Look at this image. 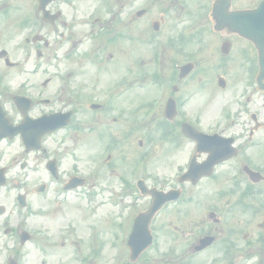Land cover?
I'll return each instance as SVG.
<instances>
[{"label":"flooded vegetation","instance_id":"af4514ba","mask_svg":"<svg viewBox=\"0 0 264 264\" xmlns=\"http://www.w3.org/2000/svg\"><path fill=\"white\" fill-rule=\"evenodd\" d=\"M258 1L231 0V9H250ZM45 10L44 21L39 0H0V122L11 127L22 122L12 102L20 95L35 100L28 116L43 118L41 128L53 125L49 116L55 113L67 114V124L40 132L42 149L30 157L13 154V145L23 146L20 134H4L1 175L27 179L36 172L55 183L58 195L79 193L90 203L100 190L99 178L117 175L126 188L122 193L134 203L133 175H141L135 161L142 145L140 82L154 78L141 79L138 47L141 32L163 31L166 75L157 79L174 83L167 97L174 98L176 112L171 120L162 116L167 99L152 101L158 109L150 107L167 130L168 171L161 175H183L189 143L195 152V143L181 131L190 114L200 129V175H211L200 180L197 264H264V92L257 88L260 63L252 40L216 29L213 13L200 14V0H50ZM29 34L37 40L30 42ZM19 35L25 58L8 66L12 38ZM32 50L40 52L34 67L42 80L14 79L13 70L27 74ZM186 63H193V71L179 78L178 69ZM60 82L64 87L58 93ZM190 82L200 91V109L192 113L185 85ZM147 141L151 145L153 135ZM23 170L29 171L17 173ZM77 175L85 185L64 190ZM189 199L185 191L184 206Z\"/></svg>","mask_w":264,"mask_h":264},{"label":"rangeland","instance_id":"374dc122","mask_svg":"<svg viewBox=\"0 0 264 264\" xmlns=\"http://www.w3.org/2000/svg\"><path fill=\"white\" fill-rule=\"evenodd\" d=\"M38 182L37 179L33 180L32 182H29V188H31V186L33 185V183H36ZM104 198L107 196V194H103L102 195ZM75 197V195H70L68 197L69 198H73ZM44 198V197H43ZM30 199H31V202L32 204H46V203H51L50 199L49 200H45V199H41L40 197H36V196H30ZM97 200H99V198H97ZM75 205L77 204H80L82 206V209L85 208L84 206V202L82 200H79L77 199L76 197V201L74 203ZM110 211V210H115L114 207H111L110 205H100L99 208L94 212V214L92 215V217H90V221L91 222H96V218H100V216L105 213V211ZM78 211V210H77ZM79 212V211H78ZM33 222H39V224L43 225L45 223L48 222V224L52 227H54L55 225L59 224V221L57 219H47L46 222H43V219L42 218H39V217H34ZM88 220L86 221H83L81 222L80 220H78V223L80 224H83L85 227H87L88 225ZM78 234H80L78 232ZM84 235H86V230L84 232ZM108 237V240L110 239V234L107 235ZM59 240L61 241L62 239L59 238ZM68 243V245H66L64 248H66L62 253H59L57 252L56 250V246H54V248L50 251L47 252V256L43 257V259L45 260L46 263L48 264H59L60 262H68L72 259L73 257V254H71V251H73V248L72 246L70 245L71 241L70 239L66 241ZM97 242L98 240L95 239L94 240V247H93V250H92V253H94L96 247H97ZM85 244L82 245L81 241L78 242V246L76 247V251L78 252H81V253H84L85 252ZM109 250V248L107 249ZM106 250V251H107ZM22 251H25V252H37L35 249H33V246L30 244L28 245L27 247H25L24 249H22ZM108 254L106 255L108 258L107 260L105 261L106 264L110 261V258H111V254L109 252H107ZM79 260L76 259L75 260V264H79Z\"/></svg>","mask_w":264,"mask_h":264},{"label":"water","instance_id":"95a60500","mask_svg":"<svg viewBox=\"0 0 264 264\" xmlns=\"http://www.w3.org/2000/svg\"><path fill=\"white\" fill-rule=\"evenodd\" d=\"M262 7H264V3H263V6ZM264 10V9H263Z\"/></svg>","mask_w":264,"mask_h":264}]
</instances>
